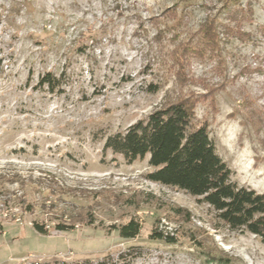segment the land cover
Listing matches in <instances>:
<instances>
[{"label":"rangeland","instance_id":"374dc122","mask_svg":"<svg viewBox=\"0 0 264 264\" xmlns=\"http://www.w3.org/2000/svg\"><path fill=\"white\" fill-rule=\"evenodd\" d=\"M248 6L244 39L227 36ZM210 19L219 53L185 57L181 44ZM46 72L53 90L38 83ZM188 95L231 179L263 192L264 0H0V264H264L258 237L147 180V158L103 150ZM132 218L138 235L121 238Z\"/></svg>","mask_w":264,"mask_h":264},{"label":"trees","instance_id":"16d2710c","mask_svg":"<svg viewBox=\"0 0 264 264\" xmlns=\"http://www.w3.org/2000/svg\"><path fill=\"white\" fill-rule=\"evenodd\" d=\"M252 9L239 10L231 19L234 26L225 25L227 36L244 39L241 31L243 22ZM180 17V16H179ZM181 23L178 20V25ZM215 19L205 22L197 33L191 34L180 46L185 57L212 58L220 51V32ZM196 37V39H195ZM53 90L60 83L52 73L46 72L38 80ZM154 91V90H151ZM193 95L183 97L150 112L145 118L130 124L124 131L108 135L103 150L122 156L126 163L147 158L151 168L145 175L149 181L174 187L196 197L199 203L208 205L216 218L230 230L248 232L264 243V191L238 185L231 179L232 170L216 152L209 137L208 123L196 122ZM140 223L132 218L117 227L121 238H134L140 230ZM58 231L65 230L56 225ZM33 229L42 235L47 230L34 223ZM152 238L165 239L162 233L153 231ZM41 264H107V259L96 262L84 259L67 262L53 259Z\"/></svg>","mask_w":264,"mask_h":264}]
</instances>
